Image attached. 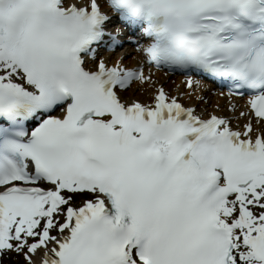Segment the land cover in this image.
<instances>
[{"label":"snow or ice","instance_id":"snow-or-ice-1","mask_svg":"<svg viewBox=\"0 0 264 264\" xmlns=\"http://www.w3.org/2000/svg\"><path fill=\"white\" fill-rule=\"evenodd\" d=\"M6 262L264 264V0H0Z\"/></svg>","mask_w":264,"mask_h":264},{"label":"bare ground","instance_id":"bare-ground-1","mask_svg":"<svg viewBox=\"0 0 264 264\" xmlns=\"http://www.w3.org/2000/svg\"><path fill=\"white\" fill-rule=\"evenodd\" d=\"M161 78H162V79H165L163 76H161ZM216 100H217V98H216V97H213V103H215ZM221 103H222V101H221Z\"/></svg>","mask_w":264,"mask_h":264}]
</instances>
